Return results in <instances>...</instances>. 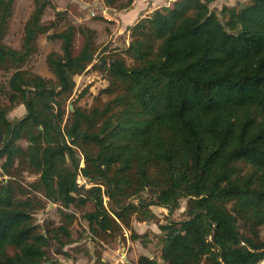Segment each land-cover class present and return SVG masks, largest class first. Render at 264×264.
I'll use <instances>...</instances> for the list:
<instances>
[{
	"label": "trees",
	"instance_id": "16d2710c",
	"mask_svg": "<svg viewBox=\"0 0 264 264\" xmlns=\"http://www.w3.org/2000/svg\"><path fill=\"white\" fill-rule=\"evenodd\" d=\"M215 1L160 8L130 28L129 46L106 54L95 30L51 0H34L21 46H8L15 0H0V71L10 75L0 82V264H54L51 243L77 241V213L99 245L125 230L145 239L133 220L157 222L153 207L173 212L183 200L187 218L159 226L165 264L264 261V0L221 14ZM104 3L124 10L133 0ZM48 8L55 17L44 23ZM43 35L61 43L46 56L53 79L28 67ZM90 66L107 87L87 109L85 92L72 98ZM20 106L26 115L11 120ZM48 204L59 221L41 226L35 215Z\"/></svg>",
	"mask_w": 264,
	"mask_h": 264
},
{
	"label": "rangeland",
	"instance_id": "374dc122",
	"mask_svg": "<svg viewBox=\"0 0 264 264\" xmlns=\"http://www.w3.org/2000/svg\"><path fill=\"white\" fill-rule=\"evenodd\" d=\"M54 1V0H53ZM95 3L96 0H85ZM126 3L127 0H124ZM250 3V0H216L211 5V10L221 14L224 7H242ZM94 5V4H93ZM174 5V4H173ZM96 7L97 13L101 14V11ZM74 15L80 14V9L77 6L70 5L68 7ZM93 8V7H92ZM95 9V8H94ZM91 10V9H90ZM34 11V0H15L13 17L10 23V30L6 38V44L12 48L19 49L22 43L23 31L26 22L30 18ZM89 10H87L88 12ZM54 10L48 8L45 11L43 22L48 23L55 17ZM84 12V11H81ZM73 18V17H72ZM71 18V20H72ZM72 22L76 26H83L78 23ZM107 28V27H106ZM97 38V43L101 50L107 49L106 54H111L115 49H124L129 46L131 42V36L128 37L120 36L116 38V43L107 38L106 33ZM131 35V31H130ZM48 35H43L38 40L39 53L30 62L29 68L35 73L48 78L53 79L52 74L49 72L46 65V56L55 51L60 52L61 43L59 41L48 40ZM82 46V38L77 36L75 43V52L77 53ZM9 74L0 71V82L5 83ZM76 88L73 93L72 100H77L81 94L85 92V95L78 102V106L81 108L90 109L96 99L100 97L105 100V97L100 96L101 91L107 87V81L104 75L98 72L96 69H92L90 66L87 72L81 76L75 78ZM71 104V103H70ZM69 104V105H70ZM22 109H21V108ZM20 110L16 108L9 115L11 120H18L26 115V109L20 106ZM21 144L26 147L24 142ZM1 164L0 161V182L4 179H8L1 175ZM83 166V165H82ZM26 183H33L36 181V176L25 173L24 174ZM79 184H87L82 181L81 178L78 180ZM187 201L183 200L180 204V208L175 211H169L166 208L153 207L152 210L156 214L157 222H138L133 220V228L139 235H144L146 238L139 241H131V232L125 230L124 236L110 244H97L90 239L87 232L86 224L81 220V215L77 213L78 221L73 227V236L77 240L74 245L66 247L64 250H60L55 243H51L49 249L50 260L54 264H137L138 259L141 256H147L155 259L158 264H165L161 260L160 255V240L157 238L161 236L159 226L166 225L169 221H182L187 218L186 216ZM92 210V206H90ZM58 206L54 204H48L41 211L35 215L36 222L41 226L45 225L49 221L57 223L59 221ZM261 237L264 239V229L261 231ZM149 242V243H146Z\"/></svg>",
	"mask_w": 264,
	"mask_h": 264
},
{
	"label": "crops",
	"instance_id": "0c3cea01",
	"mask_svg": "<svg viewBox=\"0 0 264 264\" xmlns=\"http://www.w3.org/2000/svg\"><path fill=\"white\" fill-rule=\"evenodd\" d=\"M175 1L177 0H133L131 7L124 10L108 8L104 0H96L95 3L85 0H54L53 2L57 7V11H66L70 19L73 17L72 20L75 23L95 30L97 38L106 33L107 38L116 43V38L120 36L127 34L129 37L130 28L140 19L160 8L172 7ZM120 3L125 2L124 0H120ZM70 5L77 6L80 9L78 16L74 15L72 10L68 8ZM95 6L101 11V14L97 13ZM87 10L89 11L87 12ZM22 107L25 108L24 106ZM20 108L18 109L20 110Z\"/></svg>",
	"mask_w": 264,
	"mask_h": 264
},
{
	"label": "water",
	"instance_id": "95a60500",
	"mask_svg": "<svg viewBox=\"0 0 264 264\" xmlns=\"http://www.w3.org/2000/svg\"><path fill=\"white\" fill-rule=\"evenodd\" d=\"M69 110H70V111H73V106H72V104L69 105ZM82 167H83V166H82ZM261 264H264V261H263Z\"/></svg>",
	"mask_w": 264,
	"mask_h": 264
}]
</instances>
